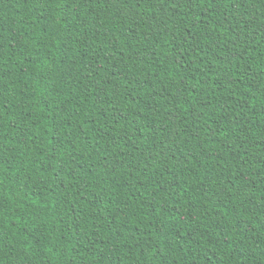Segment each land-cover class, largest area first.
<instances>
[{
    "label": "trees",
    "instance_id": "obj_1",
    "mask_svg": "<svg viewBox=\"0 0 264 264\" xmlns=\"http://www.w3.org/2000/svg\"><path fill=\"white\" fill-rule=\"evenodd\" d=\"M0 264H264V0H0Z\"/></svg>",
    "mask_w": 264,
    "mask_h": 264
}]
</instances>
